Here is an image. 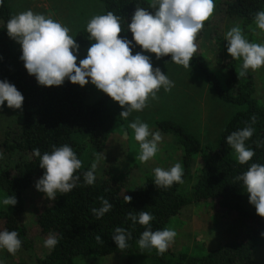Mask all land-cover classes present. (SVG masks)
Wrapping results in <instances>:
<instances>
[{
  "label": "trees",
  "instance_id": "1",
  "mask_svg": "<svg viewBox=\"0 0 264 264\" xmlns=\"http://www.w3.org/2000/svg\"><path fill=\"white\" fill-rule=\"evenodd\" d=\"M99 1L103 5L102 14L111 11L120 17L124 28L120 35L131 41L132 34L127 24L136 8H148L150 0ZM222 1L224 16L237 19L245 38L253 42L254 17L257 11L264 10V0ZM11 16L8 0H3L0 4V80L13 84L24 101L17 115L8 119L7 124V120L3 121L6 125L0 134V189L7 197L14 196L17 200L14 206L10 205V210L0 212V231L18 233L21 240L18 251H27L33 246L25 223V190L36 184L45 171L39 166V157L34 156L33 149L38 148L43 155L51 153L54 147L67 144L82 161V168L76 173L80 179L70 192L58 193L55 200L50 201L43 195L34 203L36 228L58 239L54 248L37 257L35 264H84L90 257L113 253H124L127 257L133 253H144L158 264H258L253 253L264 246V236L261 235L264 233V218L246 209L243 203L245 186L235 177L246 172L252 163L264 164V91L261 97L255 95L257 88L251 69L245 76H239L242 59L234 60L230 56L223 62L228 86L223 88L205 58L199 54L192 58L221 100L241 106L224 125L216 147L206 150L195 170V155L202 151L199 139L179 124L168 120L158 122L159 128L172 134L181 147L183 183L159 188L154 185L155 176H149L143 182L127 187L123 177L109 174L104 178L95 177L94 184L87 185L84 173L103 152L116 122L112 99L99 90L94 100L87 101L93 87L87 84L81 87L67 79L60 86L39 85L24 68L20 59L21 46L18 47L15 40L7 35L6 24ZM207 25L205 22L197 39ZM75 40L79 46L88 48L94 42L89 40L86 29L78 30ZM132 43L133 54L142 51L134 41ZM158 60L174 63L170 56ZM253 115L257 117L255 124L251 122ZM247 126L255 131L245 146L255 155L242 165L236 159L234 149L226 143V137ZM86 152L90 158L84 157ZM124 195L132 197L130 203H125ZM101 197L113 207L97 219L91 209L102 206ZM205 200L211 202L215 218L224 221L230 235L228 240L201 256L175 252L170 248L160 255L154 248L142 251L138 247L137 241L144 227L126 219L128 212L151 213L154 216L152 230H163L169 219L185 206ZM117 227L131 233L128 247L123 251L117 248L112 238ZM97 235L101 236L102 243L95 239Z\"/></svg>",
  "mask_w": 264,
  "mask_h": 264
},
{
  "label": "clouds",
  "instance_id": "2",
  "mask_svg": "<svg viewBox=\"0 0 264 264\" xmlns=\"http://www.w3.org/2000/svg\"><path fill=\"white\" fill-rule=\"evenodd\" d=\"M3 0H0V4ZM151 9L152 11H149ZM215 10L214 0H150L149 7H137L131 22L127 24L132 40L122 38L124 31L120 17L113 12L94 15L88 21L86 30L89 40L94 41L87 49L84 58L77 63L79 45L69 34L68 27L43 14L25 10L9 18L6 24L7 35L21 46L20 59L29 75H33L39 85L60 86L67 79L81 87L89 82L109 96L123 109L120 116L127 119L133 111H142L149 99H158L161 88L171 91L174 82L162 73L159 67H153L151 58L144 52L155 54L156 59L170 56L172 62L190 70V61L198 52L197 37ZM256 27L264 32V10L257 11L254 17ZM227 53L234 60H241L239 76L243 77L251 69L257 71L264 67V43L249 42L239 26L227 31ZM142 51L133 54V43ZM24 97L17 88L7 80H0V106L22 109ZM257 117H251L255 124ZM138 142L140 153L137 157L141 163L153 159L159 151L158 145L163 137L160 131L152 132L149 125L137 117L129 124ZM255 129L251 126L232 132L226 137V143L234 149L240 164H246L255 152L245 146ZM151 137V139H149ZM259 146V143L257 144ZM33 154L39 157V166L44 174L35 184L48 200H55L58 193L70 192L79 181L76 174L82 168V161L73 149L65 144L54 147L51 153L41 155L38 148ZM96 163L84 173V183L95 182ZM154 185L169 188L174 183H183V169L179 162L170 169H154ZM235 180L243 182L248 193V202L254 205L256 214L264 218V164L252 163L242 175ZM102 206L92 208L97 219L104 216L113 207L107 199L100 198ZM131 196L124 195L125 203H130ZM7 206H14L17 200L8 196L3 200ZM126 219L144 227L137 241L138 247L156 249L162 255L174 242L177 233L173 229L153 231L151 222L154 216L146 211L138 214L128 212ZM264 236V233H261ZM131 233L117 227L112 236L117 248L123 251L128 247ZM102 243L101 236L95 237ZM58 243L50 235L44 244L54 248ZM21 247V240L16 231H0V249L15 255Z\"/></svg>",
  "mask_w": 264,
  "mask_h": 264
},
{
  "label": "rangeland",
  "instance_id": "3",
  "mask_svg": "<svg viewBox=\"0 0 264 264\" xmlns=\"http://www.w3.org/2000/svg\"><path fill=\"white\" fill-rule=\"evenodd\" d=\"M215 10L212 17L206 21L204 33L196 40L197 54L207 61L211 71L216 75L223 88L226 84V72L222 67L230 54L227 53L225 36L233 26H239L237 19L224 16L223 1L214 0ZM12 14L32 10L34 13L51 17L69 28L73 36L78 30L86 29L90 18L103 13V5L99 0H8ZM254 43H264V32L254 24ZM76 41V40H75ZM19 47L20 44L16 42ZM88 47L79 46L77 63L87 54ZM151 58L153 67H159L174 82L171 91L163 88L157 93L158 99H149L142 111H133L127 119L119 114L123 109L117 102L111 101L116 113V122L111 129L108 141L101 154L95 160V177L104 178L109 174L123 177L126 186L131 187L144 181L149 176H155L154 169L171 168L175 163L181 164V147L172 136L163 132L159 121L168 120L181 125L188 133L194 135L201 143L202 151L195 155L193 169L202 161V155L209 148L218 144L220 132L230 117L241 108L239 105L229 104L221 100L212 87L206 82L194 62L190 61V70L175 63H165L156 59L155 54L144 52ZM253 72V79L257 88L256 96L261 97L264 91V67ZM87 95V101L94 100L99 92L94 85ZM19 109L7 107L6 103L0 107V134L3 125L17 115ZM139 118L149 125L152 132L160 131L163 137L159 143L156 156L146 163L137 159L140 148L134 139V132L129 124ZM7 118V119H5ZM7 120L6 124L3 122ZM151 139V137H149ZM91 157L86 152L84 157ZM87 160V158H86ZM26 213L25 223L29 229L32 248L27 251H17L15 255H8L6 249H0V264H35L37 257L49 250L44 241L50 235L39 231L35 226L34 203L44 195L38 191L35 184L25 190ZM7 195L0 189V212L10 210L3 200ZM243 203L250 212L255 213L254 205L248 202V193L244 192ZM173 229L177 233L174 242L169 246L172 251L183 252L193 256L205 255L220 243L229 239L224 221L215 218L212 204L209 200L185 206L180 213L171 217L164 229ZM253 259L258 264H264V246L258 247L253 253ZM84 264H158V262L144 253H133L127 257L124 253L93 256L84 261Z\"/></svg>",
  "mask_w": 264,
  "mask_h": 264
}]
</instances>
